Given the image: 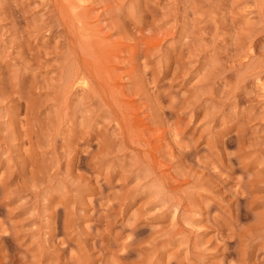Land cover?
I'll use <instances>...</instances> for the list:
<instances>
[{
	"label": "rangeland",
	"instance_id": "rangeland-1",
	"mask_svg": "<svg viewBox=\"0 0 264 264\" xmlns=\"http://www.w3.org/2000/svg\"><path fill=\"white\" fill-rule=\"evenodd\" d=\"M0 264H264V0H0Z\"/></svg>",
	"mask_w": 264,
	"mask_h": 264
}]
</instances>
